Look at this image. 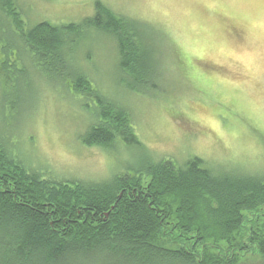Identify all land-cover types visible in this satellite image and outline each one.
Returning <instances> with one entry per match:
<instances>
[{
    "label": "trees",
    "instance_id": "16d2710c",
    "mask_svg": "<svg viewBox=\"0 0 264 264\" xmlns=\"http://www.w3.org/2000/svg\"><path fill=\"white\" fill-rule=\"evenodd\" d=\"M16 3L0 0V24L11 36L0 44V73L26 72L23 61L17 64L26 54L51 67L50 84L94 113L85 143L107 147L121 133L135 141L128 108L104 94L66 46H76L89 26L105 32L116 43L120 85L146 94L160 79L151 37L139 31L149 28L100 0L80 22L28 26ZM7 135L0 134V264L264 261V175L210 169L195 156L180 164L161 159L144 174L57 181L25 166Z\"/></svg>",
    "mask_w": 264,
    "mask_h": 264
},
{
    "label": "rangeland",
    "instance_id": "374dc122",
    "mask_svg": "<svg viewBox=\"0 0 264 264\" xmlns=\"http://www.w3.org/2000/svg\"><path fill=\"white\" fill-rule=\"evenodd\" d=\"M100 1L149 28L139 31L151 37L159 82L146 94L121 86L116 43L92 26L82 29L76 46L67 44L68 55L128 108L136 140L127 142L121 133L107 147L85 143L94 113L49 83L51 67L22 54L17 64L23 61L26 72L0 73V134H10L18 159L66 182L144 174L161 159L180 164L195 156L210 169L264 175V0ZM16 2L32 26L80 22L93 14L94 0ZM6 30L0 24L5 46L11 40Z\"/></svg>",
    "mask_w": 264,
    "mask_h": 264
}]
</instances>
